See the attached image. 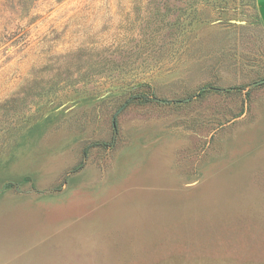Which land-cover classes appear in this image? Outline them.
<instances>
[{
    "label": "rangeland",
    "instance_id": "374dc122",
    "mask_svg": "<svg viewBox=\"0 0 264 264\" xmlns=\"http://www.w3.org/2000/svg\"><path fill=\"white\" fill-rule=\"evenodd\" d=\"M263 78L255 0H0V264H264Z\"/></svg>",
    "mask_w": 264,
    "mask_h": 264
},
{
    "label": "crops",
    "instance_id": "0c3cea01",
    "mask_svg": "<svg viewBox=\"0 0 264 264\" xmlns=\"http://www.w3.org/2000/svg\"><path fill=\"white\" fill-rule=\"evenodd\" d=\"M255 4L258 18L264 27V0H255Z\"/></svg>",
    "mask_w": 264,
    "mask_h": 264
},
{
    "label": "water",
    "instance_id": "95a60500",
    "mask_svg": "<svg viewBox=\"0 0 264 264\" xmlns=\"http://www.w3.org/2000/svg\"><path fill=\"white\" fill-rule=\"evenodd\" d=\"M263 81H264V78L253 82L251 85H255V84H258V83L263 82ZM113 124H114V122H113Z\"/></svg>",
    "mask_w": 264,
    "mask_h": 264
}]
</instances>
